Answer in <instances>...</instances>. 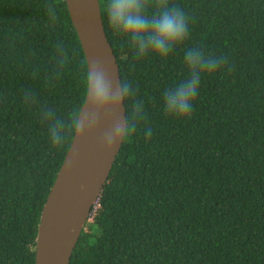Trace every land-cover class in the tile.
Wrapping results in <instances>:
<instances>
[{
	"label": "trees",
	"instance_id": "16d2710c",
	"mask_svg": "<svg viewBox=\"0 0 264 264\" xmlns=\"http://www.w3.org/2000/svg\"><path fill=\"white\" fill-rule=\"evenodd\" d=\"M100 1L148 125L124 143L71 264H264V0H169L190 18L186 46L223 65L184 124L161 110L186 75L183 51L133 66ZM49 3L0 0V264H36L42 211L72 144L50 147L42 109L63 113L82 96L81 41L66 0L56 22Z\"/></svg>",
	"mask_w": 264,
	"mask_h": 264
},
{
	"label": "clouds",
	"instance_id": "9594fccd",
	"mask_svg": "<svg viewBox=\"0 0 264 264\" xmlns=\"http://www.w3.org/2000/svg\"><path fill=\"white\" fill-rule=\"evenodd\" d=\"M46 10L52 22L60 19L56 0H50ZM104 15L109 35L118 47L131 53L133 66L150 61L166 65L175 51H183L186 75L163 92L161 110L174 123L190 120L203 80L215 76L223 65L214 53L186 46L190 18L185 11L169 0H105ZM58 51L63 67L64 52L62 48ZM77 76L82 86L77 104L63 113L55 107L42 109L40 122L52 149L60 151L69 142L83 141L110 118L102 147L111 154L148 125L147 109L133 80L125 77L114 82L110 67L94 58L80 67ZM145 134L150 139L152 130Z\"/></svg>",
	"mask_w": 264,
	"mask_h": 264
},
{
	"label": "water",
	"instance_id": "95a60500",
	"mask_svg": "<svg viewBox=\"0 0 264 264\" xmlns=\"http://www.w3.org/2000/svg\"><path fill=\"white\" fill-rule=\"evenodd\" d=\"M85 57L106 63L114 82L121 77L107 35L100 0H66ZM123 115V113H121ZM102 121L94 135L73 141L44 205L36 248V264H71L83 231L110 178L123 145L111 154L102 147Z\"/></svg>",
	"mask_w": 264,
	"mask_h": 264
}]
</instances>
